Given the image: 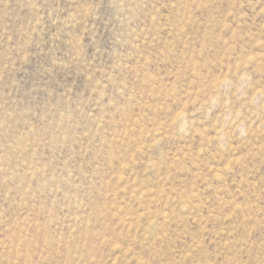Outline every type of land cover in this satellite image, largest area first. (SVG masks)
<instances>
[{
  "label": "rangeland",
  "instance_id": "obj_1",
  "mask_svg": "<svg viewBox=\"0 0 264 264\" xmlns=\"http://www.w3.org/2000/svg\"><path fill=\"white\" fill-rule=\"evenodd\" d=\"M0 264H264V0H0Z\"/></svg>",
  "mask_w": 264,
  "mask_h": 264
}]
</instances>
